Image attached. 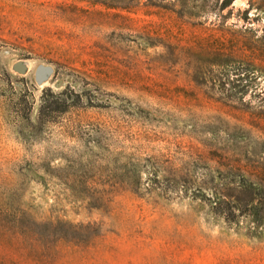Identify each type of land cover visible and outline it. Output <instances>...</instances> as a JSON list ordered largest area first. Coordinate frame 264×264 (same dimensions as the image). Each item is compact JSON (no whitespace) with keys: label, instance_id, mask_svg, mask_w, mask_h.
Returning a JSON list of instances; mask_svg holds the SVG:
<instances>
[{"label":"rangeland","instance_id":"rangeland-1","mask_svg":"<svg viewBox=\"0 0 264 264\" xmlns=\"http://www.w3.org/2000/svg\"><path fill=\"white\" fill-rule=\"evenodd\" d=\"M14 232L42 264H264V0H0Z\"/></svg>","mask_w":264,"mask_h":264},{"label":"trees","instance_id":"trees-1","mask_svg":"<svg viewBox=\"0 0 264 264\" xmlns=\"http://www.w3.org/2000/svg\"><path fill=\"white\" fill-rule=\"evenodd\" d=\"M19 224L20 219L15 221V226ZM28 240L20 232L0 236V264H42L44 257L26 246Z\"/></svg>","mask_w":264,"mask_h":264},{"label":"water","instance_id":"water-1","mask_svg":"<svg viewBox=\"0 0 264 264\" xmlns=\"http://www.w3.org/2000/svg\"><path fill=\"white\" fill-rule=\"evenodd\" d=\"M14 68H15L16 71L21 72V71H23V69H24V65L18 63V64H16V65L14 66ZM41 76H42V71L40 70V68H38V70H37V75H36V79H37V80H40V77H41Z\"/></svg>","mask_w":264,"mask_h":264}]
</instances>
